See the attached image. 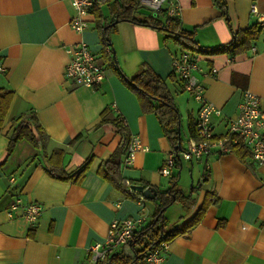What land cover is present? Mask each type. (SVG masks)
Returning a JSON list of instances; mask_svg holds the SVG:
<instances>
[{
    "label": "crops",
    "instance_id": "1",
    "mask_svg": "<svg viewBox=\"0 0 264 264\" xmlns=\"http://www.w3.org/2000/svg\"><path fill=\"white\" fill-rule=\"evenodd\" d=\"M175 1V16L202 48L227 44L233 32L255 25L252 4L264 13V0H226V16L214 0ZM97 8L99 19L93 12L78 32L69 23L75 13L70 0H0V90L12 93L0 126V264H83L86 249L105 238L113 219L136 217L142 210L140 229L153 218L156 200L144 197L139 203L122 179L159 191L171 185V175L181 178L175 168L182 164L170 176L160 173L171 142L158 117L142 110L118 73L129 77L146 65L163 78L181 115L180 130L185 121L188 137L199 102L172 72L173 58L182 49L159 28L126 20L110 25V43H104L101 26L110 24L111 16L107 2ZM79 41L105 68L106 77L95 88L64 76L69 60L65 49ZM192 56L204 97L221 111L210 116L215 134L223 135L237 115L243 90L256 93L264 109V32L246 52L230 56L199 51ZM113 104L126 123L125 144L111 123L99 124L102 118H116ZM29 112L46 135L44 145L19 139L10 149L12 120ZM133 134L147 150L135 152L124 166ZM122 145L119 173L124 186L118 187L100 167ZM56 148L63 151L60 164L68 174L89 163L79 182L48 173L47 157ZM189 162L191 175L198 164V177L192 181L196 188L190 189L186 205L179 199L169 205L174 210L165 230L178 233L170 240L164 264H264V162L253 161L245 148ZM15 196L42 204L36 222L30 223L21 209L8 217L6 209ZM195 216L198 221L186 230Z\"/></svg>",
    "mask_w": 264,
    "mask_h": 264
},
{
    "label": "built area",
    "instance_id": "2",
    "mask_svg": "<svg viewBox=\"0 0 264 264\" xmlns=\"http://www.w3.org/2000/svg\"><path fill=\"white\" fill-rule=\"evenodd\" d=\"M74 15L70 19V25L78 32L83 31L88 24V16L93 13L95 7H99L107 0H70ZM143 7L150 9L153 14L162 5L167 6V13L175 15L178 5L175 0H139ZM251 11L257 17L256 24L264 28V13L259 12L255 4L251 5ZM68 52L65 75L66 78L88 88H95L106 77L105 68L101 62L97 61L95 53L88 48V45L79 41L65 49ZM173 71L180 79L183 89L199 102V109L195 118V134L187 137V145L180 142L178 148H171L163 164L160 173L170 176L172 169L181 165L183 161L201 160L210 154H224L233 152L237 148H245L249 152L253 161L264 162V109L261 108L260 97L250 89H245L241 93L238 103V113L234 118H230L225 133L215 134L210 122V116L219 115L220 109L206 99L204 86L194 75L198 68L196 59L187 50H181L174 56L172 61ZM4 70L0 63V73ZM215 72V68L211 69ZM117 117L123 125H126L124 118L119 114L116 105ZM147 150L143 146L137 135H131L125 150L122 161L124 166L131 164L135 152ZM130 194L136 196L139 203L144 196L131 187V182L127 178L122 179ZM21 209L24 217L30 222L37 221L43 209L42 204L34 201H24L20 196H15L6 209L8 217H13L16 210ZM145 219V212H141L136 217L123 219H113L109 223L107 234L102 241H96L86 249V260L83 264H103L111 254L119 250L133 238L134 232ZM170 240L162 238L155 246L148 249L141 260L135 264H164L169 248Z\"/></svg>",
    "mask_w": 264,
    "mask_h": 264
},
{
    "label": "trees",
    "instance_id": "3",
    "mask_svg": "<svg viewBox=\"0 0 264 264\" xmlns=\"http://www.w3.org/2000/svg\"><path fill=\"white\" fill-rule=\"evenodd\" d=\"M218 5L222 15L227 14L226 0H214ZM107 5L111 16V25H115L119 20H126L137 24H144L159 28L166 32L167 37H172L176 45L180 46L182 50L189 51L192 55L194 52L205 53H227L230 56L236 55L241 52H246L257 40V38L264 32V28H261L258 24L251 27L233 32V39L227 44H223L214 48H202L194 38L192 31L185 30L181 26V21L175 15H169L167 13V6L164 4L160 9L153 14H143L139 12L142 4L139 0H107ZM95 17L99 19L101 16L99 8H92ZM107 26V27H106ZM109 23L101 26L102 40L104 43H110L108 36ZM119 72L122 80L126 83L132 91L138 96L140 105L143 111L153 112L159 119V122L164 130V133L171 142V148H174L178 140L181 138L180 130V112L172 98L170 91L168 90L165 81L156 72L143 65L136 74L132 76H125ZM12 98V93L8 91L0 90V126L3 122L4 115L8 108V104ZM111 123L114 129L121 133L124 144L128 141V134L121 120L116 116L114 119L102 118L99 124ZM98 124V125H99ZM190 135L195 134L194 123L189 124ZM81 134L76 136V139ZM19 139H27L31 144L43 146L46 140V135L37 121L34 112L22 113L15 117L11 122L10 130V142L9 148L12 149L15 142ZM122 146H119L112 155L103 162L100 167V171L116 186H124L121 182L120 159L119 154L122 152ZM241 150V148H237ZM63 154L61 148H56L52 151L50 156L47 157L46 170L54 177L71 179L72 181L79 182L87 170L89 163H84L73 174H68L63 170L60 164V159ZM177 167H179L177 165ZM179 174H173L170 177V186L166 190H157L156 208L153 213V218L145 226L134 232L133 238L126 244L111 254L103 264H135L140 261L145 252L151 247L155 246L164 237L171 240L178 231H166L164 210L171 203L176 200H184L186 197L182 194V191L178 188ZM144 188L149 187L147 184H143ZM194 184L191 186V192L195 190ZM190 195L188 198L190 199ZM201 210L196 216H199ZM194 217L192 221L187 224L188 227L198 221L199 217ZM159 225V226H157ZM184 227V229H185ZM183 229V230H184ZM138 246V248H137Z\"/></svg>",
    "mask_w": 264,
    "mask_h": 264
},
{
    "label": "rangeland",
    "instance_id": "4",
    "mask_svg": "<svg viewBox=\"0 0 264 264\" xmlns=\"http://www.w3.org/2000/svg\"><path fill=\"white\" fill-rule=\"evenodd\" d=\"M143 7V6H142ZM185 91V90H184ZM188 93V92H187ZM189 94V93H188ZM190 95V94H189ZM186 122L184 121L182 124V127H181V143L183 146H186L187 145V137L185 136V131H186ZM189 161H183L181 167L178 169V168H175L176 172H178V170H180V173H181V178L179 177L178 179V188L181 190V187H183L182 189L184 191H186L187 194H185L186 197H184V200H183V203L184 205H186L187 201H188V196L190 195L191 196V193H190V189H191V185H192V181L193 179H197L198 177V167H196L198 164L195 163V166L193 168V173L192 175L190 174L189 172V169H190V166H189ZM202 168V165H200V170ZM182 191V190H181ZM176 204L178 203H175L174 206H176ZM168 210H167V207L164 211V216L167 217L165 218V226L164 228L167 229L168 227H170V217L172 215V212L174 210V207H169L168 206ZM159 226V225H157ZM138 248V246H137Z\"/></svg>",
    "mask_w": 264,
    "mask_h": 264
},
{
    "label": "water",
    "instance_id": "5",
    "mask_svg": "<svg viewBox=\"0 0 264 264\" xmlns=\"http://www.w3.org/2000/svg\"><path fill=\"white\" fill-rule=\"evenodd\" d=\"M139 12H141L143 14H150L151 13L150 9L145 8V7H141L139 9ZM111 24H112V22L109 25H111ZM105 38L108 39L109 37L106 36ZM179 145H180V140H178V142L176 143L174 148H178ZM131 187L133 189L137 190L138 192H140L147 199H157V190L153 186H149V187L144 188V186L141 184H131Z\"/></svg>",
    "mask_w": 264,
    "mask_h": 264
}]
</instances>
